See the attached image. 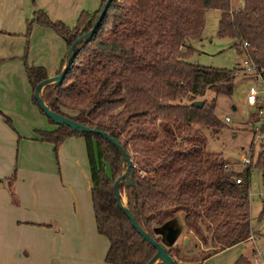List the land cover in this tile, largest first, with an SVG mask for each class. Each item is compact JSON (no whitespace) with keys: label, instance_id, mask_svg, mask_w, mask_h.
Instances as JSON below:
<instances>
[{"label":"trees","instance_id":"1","mask_svg":"<svg viewBox=\"0 0 264 264\" xmlns=\"http://www.w3.org/2000/svg\"><path fill=\"white\" fill-rule=\"evenodd\" d=\"M106 1L93 14L81 13L75 27L53 21L45 11L34 12L28 36L39 26L66 43L68 53L57 75ZM242 3L232 8L231 0H112L93 38L76 46L62 84L47 85L41 92L52 111L108 133L130 156L133 168L118 189L142 229L162 244L156 230L182 214L184 229L195 236L204 259L250 239L249 180L252 168L264 178V145L256 161L249 151L250 165L240 171L230 169L221 154L205 151L203 130L215 134L225 127L215 114L216 98L233 95L241 70L191 64L187 58L194 50L187 43L200 38L205 13L217 11V37L235 40L247 57L248 70L264 82V0ZM25 60L38 105L34 92L48 73ZM207 92L214 95L210 101L203 100ZM194 101L203 105L194 107ZM2 116L11 127L10 119ZM56 126L41 139L56 152L70 138L85 140L96 228L110 244L106 263L148 264L157 249L135 230L114 193L128 163L102 136ZM260 133L264 135V123ZM166 252L176 264L174 249ZM235 264L251 261L241 256Z\"/></svg>","mask_w":264,"mask_h":264},{"label":"rangeland","instance_id":"2","mask_svg":"<svg viewBox=\"0 0 264 264\" xmlns=\"http://www.w3.org/2000/svg\"><path fill=\"white\" fill-rule=\"evenodd\" d=\"M66 1L68 7L73 3V0ZM89 1L93 3L91 11L81 10L76 18L73 17L74 11L61 6L56 9L58 18L48 16L53 21H61L70 27H75L81 13L93 14L100 9L102 0ZM6 4L5 0H0V9L4 8ZM20 4L23 8L10 9L4 16L0 14L1 29L5 24L7 26L13 18V13L27 10L29 7L33 8L30 17L28 15L22 21L20 19L12 20L11 28L1 29L0 45L9 47L7 49L11 50L10 54L22 52V55L6 59L7 65L0 69V95L8 96L11 100L10 108L23 113L27 122H32L36 127L31 125V129L27 127L23 131L25 126H19L22 130L19 131V128L16 127V120L13 117H8L11 129L15 133V141L12 149L8 147L6 150H0V177H7L8 180H11H7L10 182L9 185L14 183L17 190L12 189L11 196L13 197V193H15V197L19 200V194L22 191H27L28 199L32 196L40 197V192L37 193V189L35 190L37 187L28 189L26 186L29 167L41 166L47 175H50V171L55 172L54 177L57 183L54 184L56 180L51 179V183L48 185L51 192L47 197L50 202L54 200L58 203L59 200L64 204L65 216L67 214L68 217H71V222L74 223L73 231L76 232L74 235L68 232L65 236L63 245L68 249V253H63L65 258H69L71 264H107L108 240L106 237L100 236L96 228L85 140L75 137L72 142H64L57 152L53 144L41 141L45 132L55 131L57 126L34 103L33 89L26 78L25 58L28 59L30 65L42 66L43 63L40 62L49 59L54 51L51 48L53 46L45 42L46 50L42 46L43 42L41 44V40L33 36V31L31 34L33 37L27 35V23L34 15L35 1L20 0ZM234 6L240 8V1L231 0V7L234 8ZM218 23L219 13L217 11L209 10L205 13L204 28L200 38L187 43V46L194 50L187 58V62L216 69L241 70L235 77L233 95L216 98L215 114L225 127L215 134L208 129L203 130L206 138L205 151L221 154L230 169L240 171L250 165L249 151L253 152V161H256L260 146L264 145V135L260 133L261 118L254 109L247 107L244 102L245 93L249 87L258 90L261 87L253 72L248 70V64L244 63L241 50L236 47L237 42L217 37ZM66 56L67 50L63 57L64 60ZM10 60L12 61L10 62ZM213 97L211 92H207L203 100L210 101ZM225 118H228L229 121L225 122ZM37 144L39 146H36ZM4 152L5 158L1 154ZM242 156L249 159V164L245 165L240 162ZM3 185L5 183L0 185V189ZM249 185V214L252 228L250 239L241 245L231 247L226 252L217 253L206 259L202 254V248L196 246L197 242L193 239V237L195 238L193 235L189 238L188 243H185V239H182L180 235L172 245H166L162 240L165 248L174 249L177 255L176 264H235L241 256L250 259L251 264H264V214L262 215L264 178L255 168L251 170ZM13 199L15 200L14 197ZM124 199L126 202L125 197ZM9 212L15 218L14 223L18 224L19 221L29 220L32 208L30 205L21 208L16 206ZM3 224L5 222L2 219L0 227ZM16 228L18 230L9 232V240L6 242L7 254L9 257L13 256L11 261L14 264H37L46 258L47 253H49L47 258H49L50 264L60 262L58 255L61 252L56 248L60 247V244L56 245L54 237L48 238L38 227L22 226L18 228L16 226ZM48 241H52L50 247L41 243Z\"/></svg>","mask_w":264,"mask_h":264},{"label":"crops","instance_id":"3","mask_svg":"<svg viewBox=\"0 0 264 264\" xmlns=\"http://www.w3.org/2000/svg\"><path fill=\"white\" fill-rule=\"evenodd\" d=\"M7 2L6 6L4 8L0 9V14L4 16L10 9H20L23 8V6L20 4V0H5ZM34 10H42L45 11L48 15L51 17L58 18L56 15V9L58 7L66 8L67 10L74 11L73 17L76 18L78 16L79 12L81 10L84 11H91L93 3H91L89 0H73V3L69 6L67 5L66 0H34ZM240 4L243 2L242 0H239ZM96 8V7H95ZM234 8H237V6H234ZM32 7H29V9L24 11H18L16 13H13V18H11L10 22L5 24V26H2L1 29H9L12 27V20L20 19L23 20L24 17L28 16L30 17V13H32ZM24 12V13H23ZM15 14V15H14ZM22 23V22H21ZM0 29V32H1ZM10 31V30H9ZM33 36L35 38H39L41 40V44L43 42V47L47 50V47L44 46L45 42L52 45L51 47L54 51L53 55L45 60L42 66L34 65L37 67H43L46 69L48 73V77H54L57 75L58 71L61 68L62 62L64 61L63 57L65 54V51L67 50L66 43L61 38L57 37L52 30L49 28H42L39 26H35L33 30ZM31 35V37H33ZM9 48V47H7ZM5 46L0 45V69L7 65L6 59H13L15 57L21 56V53L18 54H10V49H7ZM8 53V54H7ZM68 53V50H67ZM242 56L243 50H241ZM17 55V56H13ZM63 59V60H62ZM12 60H10L11 62ZM1 71V70H0ZM19 73V69H18ZM27 78V75H26ZM28 81V78H27ZM10 98L8 96L0 95V150L4 149L6 150L8 147L9 149H12L15 141V133H13V129H11L10 126H8L2 115H5L6 117H13L16 120V127L19 128L22 126L23 131L27 129V127H30L31 125L33 127H36L32 122H27V120L24 117V114L19 112L18 110H12L10 108ZM19 131H22L19 128ZM75 138H70L66 142H72V140ZM35 146V145H34ZM36 146H39L38 144ZM5 158V152L1 153ZM10 155V153H9ZM27 184L26 186L28 189L35 188L37 189V193L40 192V197L36 198L35 196H32L30 199L27 197V191H22L19 194V200L16 198L15 193H13V197L11 196L12 189L17 190V187L14 186V183H11L9 185L11 180H8L7 177L1 178L0 177V185L4 184L3 187L0 189L1 191V199H0V220H4L5 224H3L0 227V264H12L11 258L7 254V241L9 240V232L11 230H18V228L22 226H31V227H38L39 230H42L44 235H47L48 238L54 237L56 241V245L60 244V247H56L59 249L61 254L58 255V261H60L57 264H71L69 261V258H65L63 253H68V249L64 247L63 242L65 241V236L69 232L72 235L76 234L75 231H73V224L71 222V217H68L67 214L65 216V206L64 204L58 200V203H56L54 200L50 202V199L47 197L49 196L51 189L48 188L49 183H51L52 180H56L54 175H56L55 172H49L50 175L45 174V169L41 168V166H31L27 170ZM8 180V181H7ZM57 183V180L54 181V184ZM11 186V187H10ZM27 189V190H28ZM15 205V206H14ZM31 206L32 208V214H30L29 220H22L19 221L18 224L14 223L13 216L10 215V209H14L16 206L18 208L21 207H27ZM25 217V216H24ZM16 228V229H15ZM171 228L176 230L177 236L180 235L182 239H185V243L189 242V238L192 234H189L184 229V223H183V216L182 214H178V216L175 219L169 220L164 224L163 227L157 229L158 232L164 240V235L166 232V229ZM101 236V235H100ZM104 237V236H103ZM177 238V237H176ZM193 239L197 242V240L193 237ZM108 240V239H107ZM52 241L48 242H41L42 244H46L50 247V243ZM245 243V242H244ZM54 244V243H53ZM243 244V243H241ZM240 244V245H241ZM239 245V244H238ZM109 241H108V250H109ZM196 246H199V248H202L201 245L197 242ZM235 247V246H234ZM66 249V251H65ZM231 249V248H229ZM229 249H226L222 252H226ZM65 251V252H64ZM49 252V251H47ZM108 253V251H107ZM221 253V252H220ZM219 254V253H218ZM61 255V259H60ZM73 255L76 256L75 253ZM49 253L46 254V258H44L43 261H39L37 264H50ZM73 256V257H75ZM14 264V263H13ZM75 264V263H73Z\"/></svg>","mask_w":264,"mask_h":264},{"label":"water","instance_id":"4","mask_svg":"<svg viewBox=\"0 0 264 264\" xmlns=\"http://www.w3.org/2000/svg\"><path fill=\"white\" fill-rule=\"evenodd\" d=\"M112 0H107L105 5L102 7V10L98 16L97 21L95 22L93 28L86 34H84L82 37H80L71 47L70 51H69V58L66 61L65 67L63 69V71L61 72L60 75H56L54 77L48 78L44 81H42L41 83H39L35 89V99L40 107V109L42 110V112L50 119L52 120L56 125L59 126H67L69 127L72 131L75 132H86V133H91L94 135H99L102 136L104 139H106L108 142L112 143L120 152V154L122 155L123 160H125L128 163V167L126 169V172L124 173V175H122L119 179L116 180L115 184H114V193L116 196V201L118 204V207L123 211V213L128 217V219L130 220L131 224L133 225V227L135 228V230L147 241L149 242L151 245H153L156 249H157V253L156 255L153 257V259L148 263V264H158V263H162V264H174L173 259L167 254L166 252V248L163 244L158 243L157 241L154 240V238H152L150 235H148L143 229L142 227L136 222V220L134 219L133 215L131 214V212L126 208V202L124 197L120 194L119 192V185L120 183L125 180L128 179L131 173V170L133 168V162L130 158L129 155H127L126 153H124L122 147L106 132H102V131H98V130H93L90 129L64 115L58 114L54 111H52L46 104L45 102L42 100L41 98V92L43 91V89L50 84H54V85H60L62 84V82L64 81V78L67 74V72L69 71L71 65L73 64L75 57L77 55V51H76V46L81 43L84 40H90L93 38V36L95 35L96 31L99 29V27L101 26L106 13L109 9V7L111 6ZM242 6L244 5L243 3H241ZM244 59H246V56H243ZM192 106L194 107H201L203 105V101H194L191 103ZM129 184H132V181L128 182ZM160 232V231H157ZM177 237V232L174 229L168 228L166 229L165 235H164V242L166 245H172Z\"/></svg>","mask_w":264,"mask_h":264},{"label":"built area","instance_id":"5","mask_svg":"<svg viewBox=\"0 0 264 264\" xmlns=\"http://www.w3.org/2000/svg\"><path fill=\"white\" fill-rule=\"evenodd\" d=\"M244 49L247 48V44H243ZM244 63L248 64L247 57L244 59ZM250 70V69H249ZM256 78V77H255ZM259 81V86L261 87L260 90L249 87L245 93V105L249 108L254 109L255 113L261 118L262 124L264 123V82L261 78H256ZM228 118H225V122H228ZM242 164H249V159L245 156H242L240 159ZM239 183V180H236Z\"/></svg>","mask_w":264,"mask_h":264}]
</instances>
